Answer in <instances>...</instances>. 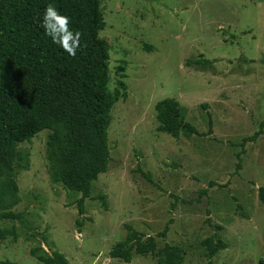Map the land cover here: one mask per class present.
<instances>
[{"label":"rangeland","instance_id":"374dc122","mask_svg":"<svg viewBox=\"0 0 264 264\" xmlns=\"http://www.w3.org/2000/svg\"><path fill=\"white\" fill-rule=\"evenodd\" d=\"M101 7L110 90L121 94L109 129V171L94 183L95 199L86 200L81 217V194L50 179V131L22 143L31 167L18 176L21 202L13 210L33 231L0 220V264H42L31 255L35 248L60 252L69 264H126L110 252L129 226L146 238L168 227L158 249L181 248L183 264L264 261V0H102ZM200 59L211 63L189 66ZM169 98L203 135L184 130L175 139L158 131L156 105ZM214 237L227 248L210 263ZM130 264L158 258L134 254Z\"/></svg>","mask_w":264,"mask_h":264},{"label":"trees","instance_id":"16d2710c","mask_svg":"<svg viewBox=\"0 0 264 264\" xmlns=\"http://www.w3.org/2000/svg\"><path fill=\"white\" fill-rule=\"evenodd\" d=\"M49 3L70 18L73 31L82 34V47L75 56L53 43L41 27ZM101 6L102 0H0V220H17L33 231L26 215L13 209L21 202L18 176L31 167L30 153L20 145L42 131H50L46 149L50 179L81 194L77 201L81 217L86 200L95 199L94 183L109 171V129L121 94L110 90V47L100 36L106 27ZM188 63L203 67L211 62ZM120 85L126 89L124 83ZM156 112L159 132L175 139L184 130L203 135L186 121V110L175 99L157 103ZM257 136L245 138L242 147ZM259 198L264 206V187L259 189ZM98 199L108 210L106 196ZM77 224L83 226L80 220ZM167 231L168 227L157 237H166ZM11 235L17 237L15 232ZM157 237L146 238L129 226L127 237L110 255L126 264L134 254L156 256L158 264H183L181 248L166 244L158 249ZM207 245L210 263L227 248L217 237ZM31 255L42 264H69L57 251L46 254L35 248Z\"/></svg>","mask_w":264,"mask_h":264},{"label":"clouds","instance_id":"9594fccd","mask_svg":"<svg viewBox=\"0 0 264 264\" xmlns=\"http://www.w3.org/2000/svg\"><path fill=\"white\" fill-rule=\"evenodd\" d=\"M70 23V18L61 14L53 3H49L45 7L41 21V27L44 29L45 34L69 55L75 56L77 50L82 47V34L73 31Z\"/></svg>","mask_w":264,"mask_h":264}]
</instances>
